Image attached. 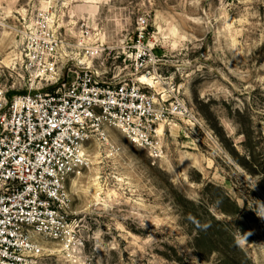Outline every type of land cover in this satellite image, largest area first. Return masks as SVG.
I'll return each mask as SVG.
<instances>
[{"label":"rangeland","instance_id":"obj_1","mask_svg":"<svg viewBox=\"0 0 264 264\" xmlns=\"http://www.w3.org/2000/svg\"><path fill=\"white\" fill-rule=\"evenodd\" d=\"M34 53L65 80L153 77L182 113L157 150L117 129L93 147L68 181L70 247L44 240L33 264H264V0H0L9 99L53 87Z\"/></svg>","mask_w":264,"mask_h":264},{"label":"built area","instance_id":"obj_2","mask_svg":"<svg viewBox=\"0 0 264 264\" xmlns=\"http://www.w3.org/2000/svg\"><path fill=\"white\" fill-rule=\"evenodd\" d=\"M56 52L52 42L42 47L46 57ZM30 60L31 76L42 74L53 87L10 99L0 87V264H33L44 240L68 250V181L89 168L93 147L107 148L111 129L157 150L160 125L182 113L178 103L168 107L151 94L140 77L108 83L86 67L65 80L49 58L34 53Z\"/></svg>","mask_w":264,"mask_h":264},{"label":"bare ground","instance_id":"obj_3","mask_svg":"<svg viewBox=\"0 0 264 264\" xmlns=\"http://www.w3.org/2000/svg\"><path fill=\"white\" fill-rule=\"evenodd\" d=\"M139 80H140V82H142V83H145L146 85H148V86H156V82L154 81L155 80V78H146L144 81L143 80H141V78H139ZM110 147V146H109ZM101 162H99V164H100ZM96 186L98 185V184H95ZM102 189V188H101ZM101 189H97V191L99 190H101ZM102 191V190H101Z\"/></svg>","mask_w":264,"mask_h":264}]
</instances>
